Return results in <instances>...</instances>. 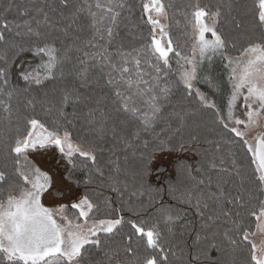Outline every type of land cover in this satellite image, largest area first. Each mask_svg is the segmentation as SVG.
Returning a JSON list of instances; mask_svg holds the SVG:
<instances>
[{"label":"trees","instance_id":"obj_1","mask_svg":"<svg viewBox=\"0 0 264 264\" xmlns=\"http://www.w3.org/2000/svg\"><path fill=\"white\" fill-rule=\"evenodd\" d=\"M104 2L124 5L114 6L113 12L119 13L114 25L103 19L93 26L88 6L93 5L98 18L106 12L95 8L96 0H0V33L5 37L0 41V68L7 70L8 80L7 85L0 81V100L9 105L7 111L0 105V171L6 174L0 183V200L11 190L27 186L16 170L15 155L8 150L17 135L30 130L28 121L37 119L50 131L62 134L67 130L73 141L95 155V162L77 154L72 163L64 158L65 179L96 205L89 218H124L113 233L99 234V246H85L82 264H144L153 255L158 261L166 255L165 264H254L251 242L243 241L242 233L256 229L250 213L258 211L264 200V185L258 181L251 154L231 128L220 123L216 109L204 106L195 91L188 94L175 52L183 57L192 54L196 43L193 13L198 6L220 13L216 30L225 39L224 52L242 55L250 44L264 40L258 0H162L168 16L165 29L173 47L169 66L149 52L152 25L146 22L148 13L143 9L149 0ZM97 28L104 39L96 36ZM108 28L113 30L111 38ZM93 36L95 46H86ZM13 43L26 49L55 46L61 61L55 78L40 84L25 81L23 76L38 69L47 57L30 50L20 52ZM98 53L110 57L111 63ZM121 53L132 55L125 62ZM134 57L140 59L139 68ZM158 63L159 72L153 67ZM111 64L129 69L123 80ZM85 69L86 79H81L78 74ZM39 72L45 75L42 68ZM137 72L149 82L139 88H151L143 96L137 94L135 85L126 83L140 79ZM109 73L120 81L119 90L140 113L151 115L148 100L156 96L160 111L150 127H145L140 113L124 110L116 87L108 83ZM165 87L169 89L166 94ZM65 92L78 99L62 108ZM160 155H171L170 164L157 166ZM168 216L173 219L169 221ZM128 221L145 231L158 226L163 253L150 248L146 236L136 233ZM0 264H5L3 257Z\"/></svg>","mask_w":264,"mask_h":264},{"label":"snow or ice","instance_id":"obj_2","mask_svg":"<svg viewBox=\"0 0 264 264\" xmlns=\"http://www.w3.org/2000/svg\"><path fill=\"white\" fill-rule=\"evenodd\" d=\"M63 2L67 3V0H63ZM94 6L96 9L102 11L106 9V12L98 18L97 13L92 11L93 5L88 6L89 14L93 19V26L101 23L103 19H109L114 25L119 13H114L113 8L114 6L123 7L124 5L118 2L113 4L112 2L105 3L104 0H96ZM143 9L145 13H148L146 22L152 25L153 34L148 46L149 52L155 56L158 62L162 61L164 66H169V53L173 52L172 40L167 38L165 26L159 20V17L166 16L165 5L162 3V0H149L148 3L143 4ZM258 9V19L261 23H264V0H258ZM153 12L155 13V17L151 14ZM219 15L218 11L209 13L197 6V10L193 13L195 22L192 27L194 30L193 38L196 41L193 51L198 55L199 59H196L195 56L193 58L181 57L179 52H175V55L183 59L186 65L191 66H182L183 71L181 72L180 80L186 90H188L189 95L194 90L204 106L216 109L217 118L225 128H228V124L225 123L226 119L234 125L230 131L235 134V137L240 138L247 152L251 154V164L254 165V171L258 173V181L261 185H264V135L257 136L255 144L246 138L248 130L259 127L261 120H264V40L261 43H252L243 49L242 58H228V66L231 70L229 81L232 90L228 100L226 117L219 114V109L216 108L215 103L210 101L204 93H201L199 89H194L193 82L198 78L197 70L201 63L205 60L211 62L212 57L217 54L223 55L226 42L215 27L216 17ZM206 17L212 19L211 24L205 22ZM3 27H8L6 22ZM156 29H159L160 38H157V35H155ZM28 31L32 32V29L29 27ZM64 31L66 32L67 29ZM106 31L107 36L111 38L113 34L112 28H108ZM207 33H211L213 39H208L206 37ZM35 35L39 37L41 33L37 31ZM96 36L104 39V36L100 35L99 28L96 29ZM96 36L86 41V46H95L94 40ZM4 40L3 33H0V41ZM12 46L18 48L20 52L30 50L37 56L42 55L47 57V60L38 69L23 76L25 81L40 84L43 79L55 78L54 70L61 63L58 57L59 50L55 46L50 44H44L43 46L32 45L28 49L23 45L15 43ZM77 51L83 52L86 56L88 55L87 52H84L83 48H78ZM97 55H100L106 62L111 63L110 57L104 56L103 53H98ZM131 55V53H121L125 62H127V57ZM243 57H246V59H243ZM92 58L95 59V57ZM133 59L135 60L136 67L139 68L140 59L135 57ZM82 63L84 62L82 61ZM111 67L113 71H118L121 74V80H123V75L129 71L125 67L117 69L114 64H111ZM153 67L157 72L161 70L159 63L153 65ZM40 68L44 70L45 75L43 77L40 76ZM86 72V69L81 71L78 74L79 77L86 79ZM63 74V70L61 69L60 76H63ZM6 75L7 70L0 68V81L5 85L8 84V80L5 78ZM108 75V83L116 87V95L121 99L124 110L131 112L133 115L140 113V109L131 103V98L124 96L119 90L120 81L112 77L111 73ZM137 76L140 77L137 81H126L128 86L132 87L135 85L137 94L140 96H143L145 92H151V88H139L140 84L147 85L149 82L143 80L141 73L137 72ZM205 83L209 84L210 87L216 86L210 76L205 78ZM162 91L166 94L169 89L165 87ZM0 94H3L2 88H0ZM7 95L10 97L12 93L9 92ZM241 98L243 99V107L245 109L244 119L235 116V108ZM75 99H78V97H74L71 92H65L62 98V108L67 106L69 102H74ZM156 99V96L153 95L148 100L151 115L147 112L140 113V118L146 128L151 126L152 121H154L160 111ZM0 105L4 107L5 111L9 108V105L3 100H0ZM62 108L61 115H63ZM28 124L30 125V130L26 135H17L14 145H10L8 151L9 154L15 155L16 170L24 183L30 187L15 188L9 192L6 199L0 200V257H3L5 264H80V261L83 259L82 250L85 249V246H99L101 244L99 234L113 233L118 226L124 223V218L120 216L116 219H101L94 221L91 226L85 228L82 224H73L72 220L65 215L68 205L61 204L56 208L46 207L41 202V196L51 186L52 178L48 173L42 172L40 168L33 166L31 170L32 178L30 179L29 175L21 170L20 157H23L24 161L29 162L27 156L29 150L53 145L59 149L60 153L67 157L69 163H72V157L75 154L93 162H95L96 157L91 151H85L79 144L73 143L71 134L67 130L63 131L62 134L58 131H50L37 119L29 120ZM241 125L244 126V130H241L239 127ZM235 163V160H233L234 165ZM222 171L227 172L228 170L222 169ZM5 180V172L0 171V183H3ZM200 183H204V181H200ZM199 204L200 201L197 200V208H199ZM71 208L78 210V217H83L84 222L87 223L89 214L93 213L96 205L85 195L78 202L72 203ZM250 215L255 217L257 231L264 232V200L260 201L258 211L253 210ZM58 218L63 220L64 223L58 222ZM172 219V216H168L169 221ZM128 223L131 224L136 233L146 236L147 244L150 248L160 249V253H163V248L158 243L160 238L158 226H153L145 231L143 227L138 226L134 221H128ZM242 239L243 241H249V233L247 231L242 233ZM249 252L251 261L254 264H264V247H258L255 243H251ZM166 261V255H163L160 261L153 255L147 257L144 260V264H165Z\"/></svg>","mask_w":264,"mask_h":264},{"label":"rangeland","instance_id":"obj_3","mask_svg":"<svg viewBox=\"0 0 264 264\" xmlns=\"http://www.w3.org/2000/svg\"><path fill=\"white\" fill-rule=\"evenodd\" d=\"M151 14L155 17L154 12ZM167 18V13L166 16L159 17L160 23L164 25L165 28L168 23ZM205 22L211 24L212 19L210 17H206ZM216 26L217 17L215 27ZM156 34L158 38H160L159 29H156ZM206 37L208 39H213L211 33H207ZM194 56L196 59H199L198 55L195 54L194 51L190 56L186 58H193ZM228 58L240 59L242 58V55L235 57L230 56L227 55L223 50V55L217 54L213 56L211 62H209L208 60L203 61L197 70L198 78L193 82L194 89H199L200 92L204 93L210 101L214 102L216 108L219 109L220 115L225 117L227 116V105L232 90L231 83L229 81V74L231 70L228 66ZM243 59H246V57H243ZM178 60L183 67H191L190 65H186L183 59L178 58ZM209 76L212 78L213 83L216 85L215 87H210L209 84L205 83V78ZM244 111L245 109L243 107V99L241 98V100L237 102L235 108V116L244 119ZM225 123H227L230 128L234 126L227 119L225 120ZM239 127L241 128V130H244L243 125ZM259 135H264V120H261L259 127L249 129L246 138L250 142L255 144V138ZM72 142L75 144H79L73 140ZM79 145L83 150L90 151L86 146H83L81 144ZM27 156L29 162L24 161L23 157H21V170L24 171L25 174L29 175L30 179L32 178L31 170L33 166L40 168L42 172L48 173V175L52 178L51 186L41 196V202L46 207L56 208L61 204L68 205V209L66 210L65 215L70 220H72L73 224L79 223L82 224L85 228L91 226L94 221H98L88 218L87 223H85L83 217H78V210L71 208V204L78 202V200L83 196L80 195V193L72 186V184H70L65 179V172L68 167L64 160V158L66 157L62 153H60L59 149L56 146H47L45 148L38 147L35 150H29ZM171 159V155H160L157 159L156 165H169ZM27 187L30 186L27 185L25 188ZM56 190L59 191L61 196L57 195ZM58 222L64 223V221L60 220L59 218ZM249 241L251 243H255L258 247H264V232H260L255 229L253 233H249ZM80 264H82V262H80Z\"/></svg>","mask_w":264,"mask_h":264},{"label":"water","instance_id":"obj_4","mask_svg":"<svg viewBox=\"0 0 264 264\" xmlns=\"http://www.w3.org/2000/svg\"><path fill=\"white\" fill-rule=\"evenodd\" d=\"M167 38H168V36H167Z\"/></svg>","mask_w":264,"mask_h":264}]
</instances>
